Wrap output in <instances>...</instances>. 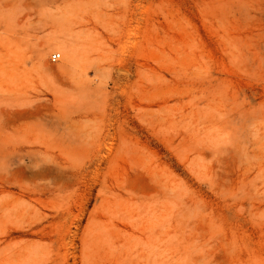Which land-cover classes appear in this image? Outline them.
Wrapping results in <instances>:
<instances>
[{"label":"rangeland","instance_id":"374dc122","mask_svg":"<svg viewBox=\"0 0 264 264\" xmlns=\"http://www.w3.org/2000/svg\"><path fill=\"white\" fill-rule=\"evenodd\" d=\"M14 143L0 264H264V0H0Z\"/></svg>","mask_w":264,"mask_h":264},{"label":"bare ground","instance_id":"6f19581e","mask_svg":"<svg viewBox=\"0 0 264 264\" xmlns=\"http://www.w3.org/2000/svg\"><path fill=\"white\" fill-rule=\"evenodd\" d=\"M37 102V101H36ZM35 102V103H36ZM38 106V103L34 105V107H32V109H36ZM11 109V108H10ZM13 111V110H12ZM13 117H16V118H23V117H28L30 115H32L31 111L30 110H24V111H19V112H16V113H12L11 114ZM23 144L21 143H14V144H11L10 147L8 146H5V151H2L1 148H0V162L2 163V160H3V157H15V156H18L19 158H21L22 160H24L25 157H29V156H26L25 154H22V146ZM4 147V146H3ZM31 152H29L30 154ZM31 156V155H30ZM10 159V158H9ZM17 160V159H16ZM33 160V159H32ZM9 162V160L7 161V163ZM20 162V161H19ZM26 162V160H25ZM10 163V162H9ZM17 163V162H16ZM15 163V164H16ZM33 163V161H32ZM4 164V163H3ZM18 164V163H17ZM12 166V165H11ZM8 172V171H7ZM17 172V171H16ZM6 180V179H5ZM8 184V183H7ZM9 197V196H8ZM4 202V201H3ZM2 204V203H1Z\"/></svg>","mask_w":264,"mask_h":264},{"label":"built area","instance_id":"2783aa9c","mask_svg":"<svg viewBox=\"0 0 264 264\" xmlns=\"http://www.w3.org/2000/svg\"><path fill=\"white\" fill-rule=\"evenodd\" d=\"M60 60V54L58 53H52L50 56H49V62L50 63H57L59 62Z\"/></svg>","mask_w":264,"mask_h":264}]
</instances>
